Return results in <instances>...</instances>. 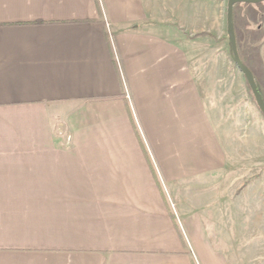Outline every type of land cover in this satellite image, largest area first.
<instances>
[{
  "label": "crops",
  "instance_id": "1",
  "mask_svg": "<svg viewBox=\"0 0 264 264\" xmlns=\"http://www.w3.org/2000/svg\"><path fill=\"white\" fill-rule=\"evenodd\" d=\"M226 9L0 0V264H227L192 207L208 187L258 192L234 186L207 112L234 111L242 76Z\"/></svg>",
  "mask_w": 264,
  "mask_h": 264
},
{
  "label": "rangeland",
  "instance_id": "2",
  "mask_svg": "<svg viewBox=\"0 0 264 264\" xmlns=\"http://www.w3.org/2000/svg\"><path fill=\"white\" fill-rule=\"evenodd\" d=\"M260 26L264 31V20ZM231 53L228 56L231 70L234 73H240L232 63ZM258 55L264 71V40L259 43ZM252 69L258 76L259 69L255 65H252ZM233 75L235 76V74ZM236 75L239 78L231 82L229 95V98L235 103L232 105L234 111L228 107H225V111L215 108V110H219V121L214 115L215 111L207 112L212 116V125L218 142L227 152L230 150L231 153L234 150L231 161L234 160L235 165L241 164L240 168L231 172L232 178L238 175V178H234V186L250 183L252 188H258V192L255 195L252 189L249 191L253 193L250 195L251 199H254L251 205L247 202V196H244L240 201L233 200L234 198L229 195H221V188L219 192H216L213 187H208V193L206 189L202 193L198 191L197 201L194 203L196 205L192 207L201 216H204L205 213L212 215L213 227H210L208 232L213 245L218 249H224L227 264H264V222H262V227L255 226L256 228H253L250 218L254 217V220L257 221L259 216L264 221V118L248 90L243 75L241 74L242 78L239 74ZM200 87L202 88V85ZM208 97H210L209 93ZM213 103H215L214 100ZM239 119H242L243 122H239ZM242 124L245 125L240 126ZM237 145L241 148L233 147ZM228 179L224 181L223 188L229 184ZM254 182L255 184H253ZM216 188L218 187L216 186ZM235 201L244 202V208L239 207L235 210L237 207ZM237 210H239L241 218L237 217ZM237 219L240 221L239 228L236 226ZM202 220L206 224L205 218L202 217ZM228 220L230 225L232 222L234 224L230 229L222 227V223H227ZM252 233L256 235L252 236Z\"/></svg>",
  "mask_w": 264,
  "mask_h": 264
},
{
  "label": "trees",
  "instance_id": "3",
  "mask_svg": "<svg viewBox=\"0 0 264 264\" xmlns=\"http://www.w3.org/2000/svg\"><path fill=\"white\" fill-rule=\"evenodd\" d=\"M263 20L264 1L255 4L240 3L233 6L232 23L235 32L238 55L241 62L252 72L257 89L264 100V71L260 65L258 55L259 43L264 40V31L260 26ZM251 25L253 27H250ZM238 28L240 30L239 32ZM252 65H255L257 69H259L258 76L254 73Z\"/></svg>",
  "mask_w": 264,
  "mask_h": 264
},
{
  "label": "water",
  "instance_id": "4",
  "mask_svg": "<svg viewBox=\"0 0 264 264\" xmlns=\"http://www.w3.org/2000/svg\"><path fill=\"white\" fill-rule=\"evenodd\" d=\"M264 0H227V9H226V24H227V32L229 35V42L231 46L232 52V62L236 69L243 75L249 90L254 98V101L257 105V108L261 112L264 118V100L257 89V85L253 78L252 72L241 62L240 57L238 55L235 32L232 23V9L233 6L240 3H250L255 4L258 2H262Z\"/></svg>",
  "mask_w": 264,
  "mask_h": 264
},
{
  "label": "built area",
  "instance_id": "5",
  "mask_svg": "<svg viewBox=\"0 0 264 264\" xmlns=\"http://www.w3.org/2000/svg\"><path fill=\"white\" fill-rule=\"evenodd\" d=\"M106 25V28L108 29L109 27H108V24H105ZM126 97L128 98V96L126 95Z\"/></svg>",
  "mask_w": 264,
  "mask_h": 264
}]
</instances>
